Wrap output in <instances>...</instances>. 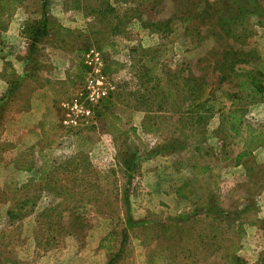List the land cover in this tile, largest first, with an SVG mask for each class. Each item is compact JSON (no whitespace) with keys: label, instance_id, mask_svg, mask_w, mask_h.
I'll return each mask as SVG.
<instances>
[{"label":"rangeland","instance_id":"rangeland-1","mask_svg":"<svg viewBox=\"0 0 264 264\" xmlns=\"http://www.w3.org/2000/svg\"><path fill=\"white\" fill-rule=\"evenodd\" d=\"M24 1L23 36L44 5L52 20L33 64L69 69L59 106L85 86L90 49L103 54L112 103L74 128L60 122L61 108L46 138L24 136L44 146L53 177L31 180L25 169L38 155L24 150L23 180L0 188V264H264V142L238 163L247 125L264 131V102L231 98L210 116L192 106L233 91L236 79L221 81L230 73L223 50L264 69V0ZM13 5L0 0V17ZM168 19L169 32L153 22ZM23 36L8 40L13 50L28 51ZM233 109L245 115L240 135L226 122Z\"/></svg>","mask_w":264,"mask_h":264},{"label":"crops","instance_id":"crops-1","mask_svg":"<svg viewBox=\"0 0 264 264\" xmlns=\"http://www.w3.org/2000/svg\"><path fill=\"white\" fill-rule=\"evenodd\" d=\"M25 4V1L22 0L13 12L10 11V13L0 17L2 22L5 23V26L0 29V167L7 170L6 174L0 176V188L2 190H6V186L10 185L13 175L17 176L20 173V179L23 180L24 162L22 158L25 149L30 146L34 156L42 154L44 151V146L37 144L38 140L23 144V138L29 133L30 135L41 133V138L40 134L38 138L41 140L50 133V130L45 127L46 125H50L51 129L55 128L60 102L56 86L63 87L68 83L69 78V69L63 74H57L53 71L56 68L54 63L53 70L43 72L42 68L39 69L38 65L33 64L28 51H15L13 49L16 48L10 47L11 43L8 40L13 39L14 36L22 39L23 35L20 27L29 18L28 15L23 14L27 10L24 8V6L26 7ZM25 53L28 56H23ZM18 54L23 55L20 57ZM21 68L24 70H21ZM27 82L35 85L30 88L26 98L19 102L17 99L21 93H25L23 88ZM45 96H47L46 99L43 98ZM52 146L49 145V148ZM36 162L34 164L36 169L32 167L25 170L28 171V176L33 174L34 177H31V180L42 181L44 176L42 167L47 166L48 161L46 158L42 160L38 155ZM9 169L13 171L11 174ZM174 194L175 191L171 192L170 197L173 198ZM6 203L8 202H5V206ZM2 228H5V226Z\"/></svg>","mask_w":264,"mask_h":264},{"label":"trees","instance_id":"trees-1","mask_svg":"<svg viewBox=\"0 0 264 264\" xmlns=\"http://www.w3.org/2000/svg\"><path fill=\"white\" fill-rule=\"evenodd\" d=\"M21 2L22 0H14V5L11 11L13 12ZM138 14L141 15V13ZM194 16L197 17V15ZM234 18L235 17L233 15H230V16H226L224 20L226 23L234 24L235 23ZM153 22L157 24L165 22L163 25L164 27L163 32H169L171 30L169 29V25H170L169 23H171V19L161 20V21L158 20ZM51 24H52V20L48 17V13L46 11V5H44V11L41 18H36L26 24L23 32L25 33L29 42L28 45L29 57L33 58L34 52L36 53L37 44L39 43L38 41H41L43 38L49 35ZM79 51L84 52V50H82L81 48L79 49ZM241 53L242 55H239L240 52L238 50H235L233 47H231V49L223 50V58L228 59V65L224 68L228 70L230 73L222 75L221 81H224L225 79H228L230 76H232L233 79H236V82L233 87V91H231L230 89V90H223L220 93L213 95H205V94L200 95L199 98L196 101H194V104L192 106L196 107L197 104L198 106L200 105L198 112L201 114V116L203 114L206 116H210L214 112L224 109L226 107L225 106L226 100H229L231 98L238 100L245 99L249 102H254V103L264 102V69L262 63L257 65L256 61H251L249 59H246L244 53L243 52ZM234 61H236V63L231 66V63ZM253 64L257 65V67H254ZM83 67L85 68L84 62H83ZM38 68L40 69L41 67L39 66ZM108 100L110 102L112 101L110 97H107L103 99L100 102V104L106 107V103ZM58 111H61L60 106H58ZM104 112L105 111H103L102 109L100 110V108H97L98 116H102ZM60 122L62 123V119H60ZM226 122L227 124L230 125L231 130L239 135L242 134L243 130L245 129L244 128V126L246 125L245 115L240 114L238 110L233 109L229 111L226 115ZM247 127L248 128H246V137L244 138V149L241 153L238 154V160L244 157L245 155L251 154L254 148L260 146L264 142L263 130L254 129L251 125H247ZM238 163H240V160L238 161ZM54 166L55 164L52 165V168L49 169V171H47L46 166H43L44 168L42 167L44 174L42 180L53 177L52 169ZM53 181L58 182V180H53ZM112 235L113 233L110 232L108 235L110 239ZM106 239H108V237L103 238L101 240L100 246L102 247L105 246L104 242ZM113 260L114 259L110 260V264L113 263Z\"/></svg>","mask_w":264,"mask_h":264},{"label":"built area","instance_id":"built-area-1","mask_svg":"<svg viewBox=\"0 0 264 264\" xmlns=\"http://www.w3.org/2000/svg\"><path fill=\"white\" fill-rule=\"evenodd\" d=\"M88 68L85 86L70 100L60 105L64 111L62 124L67 128L83 125L94 113L93 107L110 96L112 85L105 72V59L97 49H90L84 55Z\"/></svg>","mask_w":264,"mask_h":264}]
</instances>
